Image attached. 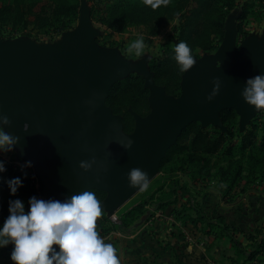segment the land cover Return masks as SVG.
I'll use <instances>...</instances> for the list:
<instances>
[{
	"label": "water",
	"instance_id": "water-1",
	"mask_svg": "<svg viewBox=\"0 0 264 264\" xmlns=\"http://www.w3.org/2000/svg\"><path fill=\"white\" fill-rule=\"evenodd\" d=\"M97 33L82 3L77 26L58 43L0 40V114L11 120L7 132L19 137L17 158L32 162L41 199L62 201L101 190L106 193L101 209L112 214L140 190L129 185V170L139 167L149 181L154 178L190 123L226 131L220 113L233 109L243 130L261 111L241 92L248 78L264 73V36L237 43V29L226 21L215 52L194 57L195 64L181 76L180 94L173 96L154 82L145 62L132 63L117 49L100 47ZM132 73L144 78L149 112L140 115L129 108L134 127L126 133L106 99L112 85ZM214 78L220 90L209 101ZM128 139L134 143L126 149L122 142ZM92 157L95 163L85 171L80 161Z\"/></svg>",
	"mask_w": 264,
	"mask_h": 264
},
{
	"label": "trees",
	"instance_id": "trees-1",
	"mask_svg": "<svg viewBox=\"0 0 264 264\" xmlns=\"http://www.w3.org/2000/svg\"><path fill=\"white\" fill-rule=\"evenodd\" d=\"M253 6L254 0L242 4L241 22L248 17ZM79 7L80 0H0V26L31 25L64 31L77 19ZM236 8L237 0H168L167 5L161 4L155 9L146 5L144 0H96L92 2L91 17L113 33H123L129 26H144L148 35L156 34L163 25L176 20L175 43L186 41L193 56L197 57L214 50L221 42L227 15ZM238 33L239 38L247 36L241 24ZM174 47H167L162 57L152 59L150 71L154 82L163 86L167 94L178 96L183 73L173 58ZM106 104L113 113L122 115L123 125L130 132L134 118L128 108L140 115L149 111L144 78L130 74L117 81L109 91ZM220 117L226 131L214 126L202 128L198 121L186 126L161 160L159 172L149 181V188L146 191L140 189L136 193H140L137 200L121 206L116 220L107 218L106 212L102 211L97 219L99 234L132 232L152 220L156 212L183 198L182 206L173 211L177 220L195 228L202 225L205 235L212 239L224 237L236 249L234 264H264V226L256 222L260 217L259 207L254 210L258 218L251 217L245 231L230 225L224 216L226 207L233 211L248 209V206H242L240 196L249 202H254L257 197L260 199V194H249V188L252 184L264 186V114H257L243 130L239 129L238 115L233 109L223 110ZM0 159L5 160L2 156ZM5 161L6 171L0 173L4 177L0 181V224L9 215L10 200L21 199L27 210L30 197L40 198L33 169H22L21 160L18 164ZM14 177L23 180L15 195L11 194L6 183ZM210 178L220 182L216 194L195 193L198 183ZM87 191L94 192L99 201L106 196L101 190ZM204 197L213 199L209 211L202 207ZM239 233L246 243L238 239ZM53 247L59 250L57 245ZM4 248L11 253V244Z\"/></svg>",
	"mask_w": 264,
	"mask_h": 264
},
{
	"label": "clouds",
	"instance_id": "clouds-1",
	"mask_svg": "<svg viewBox=\"0 0 264 264\" xmlns=\"http://www.w3.org/2000/svg\"><path fill=\"white\" fill-rule=\"evenodd\" d=\"M153 9L168 0H144ZM129 52L136 57L145 54V39L138 37L129 46ZM173 58L179 71H188L196 62L186 41H179L173 49ZM220 90L218 78H214L213 91L207 99L211 101ZM241 95L257 110L264 109V73L246 80ZM11 120L7 114H0V153L14 151L19 137L6 131ZM25 130L28 124L24 125ZM133 140L122 142L124 148H131ZM95 157L80 161L85 171L92 168ZM32 167L25 161L21 168ZM6 171V161L0 159V173ZM26 176L27 173L25 172ZM129 185L142 191L149 188L148 173L133 167L127 173ZM4 177L0 176V181ZM11 194L15 195L23 185L21 177L6 181ZM25 202L17 198L9 201V215L0 224V248L12 245L10 260L13 264H121L118 250L97 231V219L102 215L101 204L94 192L84 190L66 197L64 200L41 199L32 196ZM53 245H57L53 247Z\"/></svg>",
	"mask_w": 264,
	"mask_h": 264
},
{
	"label": "crops",
	"instance_id": "crops-1",
	"mask_svg": "<svg viewBox=\"0 0 264 264\" xmlns=\"http://www.w3.org/2000/svg\"><path fill=\"white\" fill-rule=\"evenodd\" d=\"M182 180L185 181V178ZM219 185L218 179L210 178L199 182L194 191L201 195H213ZM242 199V206H248V209L233 211L231 207H226L224 216L230 225L245 231L251 217L258 218L254 210L259 207V212L263 211L264 204L258 197L254 202ZM208 200L209 197L202 200L205 211L210 210ZM184 202L183 198H179L177 203L155 213L152 220L132 232L111 231L102 237L117 248L121 264H234L236 249L224 237L212 239L205 235L202 225L195 228L175 218L174 209H179ZM190 214L194 216L193 211ZM256 222L264 226V215H260ZM237 237L246 243L242 234Z\"/></svg>",
	"mask_w": 264,
	"mask_h": 264
},
{
	"label": "rangeland",
	"instance_id": "rangeland-1",
	"mask_svg": "<svg viewBox=\"0 0 264 264\" xmlns=\"http://www.w3.org/2000/svg\"><path fill=\"white\" fill-rule=\"evenodd\" d=\"M94 1L96 0H80V7L82 3H84L89 8L91 25L98 32L96 36V42L100 47L115 48L123 58L131 61L132 63L143 61L150 69V61L152 59L162 57L167 47H174L176 45L175 43L176 42L175 29L177 27L176 20H173L163 25L159 29V31L154 35H148V30L144 26H129L126 29V31L123 33H113L110 30H108L105 26H103L101 23H99L97 20H95L93 17H91V6H92V2ZM247 1L250 2L252 0H237V8L231 11L226 18L228 24L236 27L237 29V41H236L237 43H240L244 38L250 35H256L257 37L264 36V1L254 0L255 6H253L250 9L251 12L249 13L248 17H246V19L243 22H241L239 18L241 15L240 8L242 4H244ZM80 7H79V15H80ZM79 15L77 19L69 26V28L64 31H56L54 29H39L31 25H28L26 27H22V26L12 27L11 25L0 26V40L5 41V40H15L22 38V39L33 40L38 44L44 43V44L53 45L55 43L62 41L64 33L66 31H71L77 26ZM240 24L243 30L247 33L246 34L247 36L244 38H239L240 33H238V29ZM140 36H143L145 39V54L140 57H136L134 53L129 52L128 49L130 44ZM220 43L221 42L217 43V46L214 50L200 53L199 56L205 53L208 54L214 53ZM132 74H136V73H132ZM258 114L261 115L264 114V110H261L260 112H258ZM118 115L122 117L121 114ZM238 124H239V116H238ZM124 129L126 133H130L133 130L132 129L130 132H127L129 128L124 127ZM17 154H18V149L14 148V151L8 153H0V156H2L7 161L10 160L15 161L16 164L21 162L24 163L25 160L18 159ZM19 160H21V162ZM249 191H250L249 194H252V196H254V194H260L259 195L260 200L264 204V186H262V184L261 185L252 184L249 188ZM257 191H260L262 194L259 192L257 193ZM136 193L125 204H129L137 200L140 196V193L138 194ZM241 198H243L242 200L247 201V198L243 196L239 197V201H241ZM236 200H238V198ZM206 202H208L209 205L211 204V200H208ZM262 210L263 211L260 212V215H264V208ZM106 217L116 220L117 211L112 214L106 213ZM0 264H13V262L10 260V254L5 248H0Z\"/></svg>",
	"mask_w": 264,
	"mask_h": 264
},
{
	"label": "built area",
	"instance_id": "built-area-1",
	"mask_svg": "<svg viewBox=\"0 0 264 264\" xmlns=\"http://www.w3.org/2000/svg\"><path fill=\"white\" fill-rule=\"evenodd\" d=\"M159 212V211H158ZM158 212H156V213H158ZM209 264H212V263H209Z\"/></svg>",
	"mask_w": 264,
	"mask_h": 264
}]
</instances>
